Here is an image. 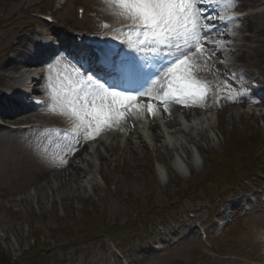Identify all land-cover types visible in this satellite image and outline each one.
I'll return each mask as SVG.
<instances>
[{
  "label": "rangeland",
  "instance_id": "obj_1",
  "mask_svg": "<svg viewBox=\"0 0 264 264\" xmlns=\"http://www.w3.org/2000/svg\"><path fill=\"white\" fill-rule=\"evenodd\" d=\"M16 1L8 4L9 0H0V22L3 23V16L6 15L4 10L17 12V18L7 28L0 27V51L4 47L10 48L0 53V72L5 73V76L0 75V95L8 92V87H13L10 76L17 74L11 67H2L11 58L12 41L17 40H13L12 35L14 37L15 33H20V28L25 24L31 23V26H26L30 34L43 27L33 12L52 10L58 23L48 26L64 34L85 29L104 33L126 20L117 15L118 9L113 8L108 0H72L62 10H57L58 5L51 6L54 0ZM78 4L86 8L83 19L76 15ZM243 12L251 17L253 28L246 30L240 22L239 28L243 32L241 35L253 33L250 40H254L256 49L249 50L248 59L238 60V67L242 68L241 72L248 77L250 84L264 88V8H250ZM244 23L247 25L248 21ZM226 30L232 31L231 28ZM234 49L239 55L244 51L241 45L234 46ZM220 60L224 61L223 58ZM73 64L70 59L61 60L51 70L53 78L56 73H60L75 80V74L70 75ZM45 71L44 87L51 96V90L47 87L49 73ZM212 104L213 101L210 102L212 125L204 131L205 135L194 132L195 143L188 142L184 137L187 149L173 146L177 150H172L171 153H166L164 148L143 152L142 147L129 145L125 134L119 138L110 135L107 142H95L93 147L96 137L86 141L84 135L66 139L64 134L45 130L41 126L23 131L0 129V257L6 254L11 260L22 255V261L30 264L24 252L33 246L37 233L44 234L53 245V249H50L53 260L51 264H123L113 256L115 247L121 252L120 260L125 255L124 261L130 264H264L263 183L252 184L250 189L235 196L241 198L238 200L240 203L243 201L245 207L242 211L246 215L242 221L243 226H237L227 235H219L216 216L224 218V208L228 206L230 199L223 203L222 210L215 212V206L209 205L206 195L200 192L197 197L191 196L200 180L207 181L208 184L213 179L210 176L195 179L197 175L206 173L210 166L204 159L203 152L207 153V157L216 156L223 151L232 150L239 137L264 136V102L256 108L249 107L250 105H230L224 110L215 109L216 105ZM59 111V105L52 101L28 116L35 125L63 123L65 119ZM108 132L105 130L101 133ZM97 144L104 155L102 157L99 152L95 153ZM73 149L85 150L75 158ZM131 153L135 162L130 160ZM259 155L264 165V148H261ZM85 158L91 161V167L87 165ZM179 160L186 164L185 173L179 175L184 180L183 183L171 181L167 172L169 169L177 173L174 166ZM74 162L77 163L68 171L66 167ZM76 166L82 168L79 170ZM75 167V173H79L71 179L70 174ZM85 174L89 179L83 183ZM214 179L218 180L219 177L214 176ZM166 191L186 198L174 199L176 205L168 206V215H159L158 210L163 204L148 212L145 220L152 221V225L138 223L133 230L116 229L109 234L115 235L114 242L109 239L105 246L97 241V238L105 239V236L99 233L91 235L94 228L93 216H104L105 224L123 222L127 213H133L142 204L161 201L159 198ZM188 192L192 193L187 194V197ZM256 200L259 201L257 204ZM238 201H233V204ZM201 227L207 231L206 239L200 236ZM52 233H59L66 239L74 234L87 233L89 243H85L81 249L71 248L65 251L55 245ZM44 249L36 254H47L49 249Z\"/></svg>",
  "mask_w": 264,
  "mask_h": 264
},
{
  "label": "snow or ice",
  "instance_id": "obj_2",
  "mask_svg": "<svg viewBox=\"0 0 264 264\" xmlns=\"http://www.w3.org/2000/svg\"><path fill=\"white\" fill-rule=\"evenodd\" d=\"M108 2L118 9L117 15L131 21L117 31L135 33V40L129 35L121 43L136 53L150 55L151 63L144 62L146 56L138 58L123 49H95L83 43L70 49L55 39L38 42L48 50L51 99L59 105L60 115L75 122L71 132L64 131L66 139L79 137L81 130L85 141L94 139L145 109L155 115L156 103H138V97L161 103L165 111L170 102L192 106L204 101L210 85L199 78L201 62L211 59L217 50L223 54V48L231 46L230 41L216 39L224 35L220 26L235 23L238 28V21L244 18L242 13L225 14L238 6V0ZM68 59L74 62L70 75L74 73L76 79L60 73L53 78L51 70Z\"/></svg>",
  "mask_w": 264,
  "mask_h": 264
},
{
  "label": "bare ground",
  "instance_id": "obj_3",
  "mask_svg": "<svg viewBox=\"0 0 264 264\" xmlns=\"http://www.w3.org/2000/svg\"><path fill=\"white\" fill-rule=\"evenodd\" d=\"M264 6V1H255V0H238V6L241 9H250V8H256ZM4 12L8 15V20L11 18H14L15 15L13 13H10V10H4ZM249 16H244V21H248V24L245 25L243 19L239 20V22L242 23V27L246 30H249L253 28L252 21ZM9 22L3 23V26H7ZM25 26V25H23ZM27 27H21L20 33H15L14 37L12 35V39L17 38V41L13 44L12 43V51L13 56L9 60L7 64H5L4 68H10L13 71H19L23 67L25 70L19 74V76H13L14 82L20 86H23V89L25 91H30L31 87L33 86V90L36 91L38 89V74H39V64L37 63L34 58L32 60H28L25 65H19L16 62V57L23 54V51L20 49V47L23 45V42L25 40L28 41L29 44V50L32 51V48L34 47L35 54H42L44 52V48L42 46H34L36 41L37 35H46L47 33L45 31L36 32L34 35L28 36L27 34ZM233 32L238 33H231L229 32V35L231 38L233 36H236L238 39H242L248 41L249 45H243L245 47V51H243L242 55H238L236 51L233 52V50L230 48H223V54H221L220 50H217L215 52V55L211 57V59L207 61L201 62V70L199 72V75H201L204 79H207L208 81H211L212 78L220 77L223 73H231L235 70V58L237 60H246L249 57V50L250 49H256V46H252L253 39L250 40L251 36L247 35L242 37L240 28L236 27V24L234 25V28L232 30ZM49 34H53L55 36L60 35L58 30L55 29H48L47 31ZM253 34V33H251ZM46 39V38H45ZM249 47V49H248ZM223 58L224 61L222 62L220 59ZM253 96H259L264 101V90L260 88H253L252 90ZM243 99H246V97H243ZM209 98H206L204 101H198L195 105L192 106H185L184 104L169 103V110L165 111L163 108V105L161 103H158L157 101H150L148 97L140 98L138 97V103L142 102L143 104L147 105L149 102L156 103V114L153 115L152 113H149L146 109L143 111L142 114H138L136 116H128L125 121H123L119 127L110 129L109 131L112 133L111 136H114V138L120 137L123 134L126 135V141L128 144L134 145L135 148H141L143 152H147L148 149L152 148L153 150L157 151L159 148H164L166 151L173 150L172 145L180 146V147H187L186 142H184V137L188 141H190L193 138V133L202 132V136H204V130L207 129V127L212 125V119L211 115H209L208 111H210V104H209ZM250 100H243L241 103L247 104ZM216 101V100H215ZM189 104H192L191 101L188 102ZM1 105V104H0ZM110 136L107 138L96 136V141L100 143L107 142V139H109ZM195 143V140L193 141ZM82 147V146H81ZM133 148V146H132ZM148 148V149H147ZM85 149H79L75 150L73 153L76 155L75 158H78ZM146 150V151H145ZM99 151V148L97 147V150ZM74 156V155H73ZM72 156V157H73ZM104 156L101 154V157ZM74 158V157H73ZM130 160L135 162L133 159V155L131 153ZM85 161H87V165L90 167L92 166L91 161L85 158ZM74 163H69L67 170L69 171L70 168L74 167ZM79 170L80 166H76ZM76 167L74 172L70 174V178L74 179L76 175H78L79 171L75 173ZM77 169V170H78ZM178 171H184V168L181 164H179ZM83 172V171H81ZM89 175V174H88ZM82 182H88L87 175ZM84 186V185H83Z\"/></svg>",
  "mask_w": 264,
  "mask_h": 264
},
{
  "label": "trees",
  "instance_id": "obj_4",
  "mask_svg": "<svg viewBox=\"0 0 264 264\" xmlns=\"http://www.w3.org/2000/svg\"><path fill=\"white\" fill-rule=\"evenodd\" d=\"M0 264H12V263H11L10 260L6 257V254H5V256H3V254H2V256L0 257Z\"/></svg>",
  "mask_w": 264,
  "mask_h": 264
}]
</instances>
